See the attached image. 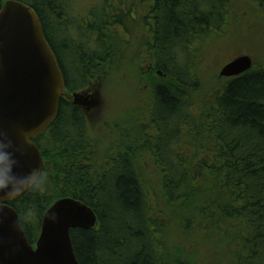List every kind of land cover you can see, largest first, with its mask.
<instances>
[{
	"label": "trees",
	"instance_id": "obj_1",
	"mask_svg": "<svg viewBox=\"0 0 264 264\" xmlns=\"http://www.w3.org/2000/svg\"><path fill=\"white\" fill-rule=\"evenodd\" d=\"M18 1L38 13L66 82L58 116L33 140L46 189L10 203L29 243L50 207L73 198L98 217L94 228L71 231L80 264H264V62L221 77L210 102L195 95L198 59L229 26L264 48V0H96L82 22L69 0ZM139 28L150 129L143 124L131 140L119 116L117 141L93 131L96 117L72 94L113 91L131 68L124 39Z\"/></svg>",
	"mask_w": 264,
	"mask_h": 264
},
{
	"label": "water",
	"instance_id": "obj_2",
	"mask_svg": "<svg viewBox=\"0 0 264 264\" xmlns=\"http://www.w3.org/2000/svg\"><path fill=\"white\" fill-rule=\"evenodd\" d=\"M254 61L241 55L227 63L220 77L232 78L250 71ZM65 77L45 35L38 13L18 0H7L0 10V141L10 143L20 173L35 170L39 177L44 160L33 142L55 121L65 92ZM73 104L88 117L99 109V91L72 94ZM0 194V264H80L71 231L91 229L98 217L73 198L55 202L46 212L39 239L29 243L12 201Z\"/></svg>",
	"mask_w": 264,
	"mask_h": 264
},
{
	"label": "rangeland",
	"instance_id": "obj_3",
	"mask_svg": "<svg viewBox=\"0 0 264 264\" xmlns=\"http://www.w3.org/2000/svg\"><path fill=\"white\" fill-rule=\"evenodd\" d=\"M69 1L71 2L69 3L72 7V13H70L71 17H77L79 22H82L80 18L85 19L88 17V15H90V9H93L97 6L96 0ZM237 18V15L233 14L232 18L230 17V22H234L237 20ZM232 28L233 25L229 26L228 33L226 32L223 34V36H219L216 39L215 44L209 48V53L202 55V58L198 59V76L200 78V86L198 87V91L195 93V95L196 97H202V100L205 102H210L212 100L214 93L218 89V85L221 84L219 82L220 79H223L220 77V71L227 63L241 55H249L253 61L256 62V64H261L264 62V48L262 45L259 43H245L243 41L244 37L235 36L233 33L231 34ZM144 35L145 34L143 33L142 29L139 28L133 38L124 39L132 44L131 49L127 48V54L125 56V59L128 61L127 65H129L131 68L128 66L127 68H124V77L116 82L113 91L105 88V86L104 88L100 87L97 89L101 95L102 104L101 107L93 111L89 117L91 119L96 117L97 123L92 127L93 131L98 134H106V136L108 135L107 131L113 132L117 141L119 140V133L115 132L116 127L112 126L114 125L115 121H119V116L121 119L125 117L124 123L126 124V127L124 129L128 134L131 135V140L134 139L136 135H140L139 129L141 126H143V124L146 125L147 129H150V124L145 117L149 99L147 94L148 87L146 86L148 84L146 80L144 82L139 80V67L145 66V64L143 65V62L141 63L145 53L143 50V45L141 44ZM201 52L202 51H200V53ZM143 68L146 69V66ZM95 85H97L96 81H94L93 85L91 86ZM126 86H129L128 90ZM129 113L133 115V120H131L132 115ZM101 123L106 131L99 130V124ZM131 124L133 127H131ZM147 132L152 133L151 130H147ZM133 146L142 148L143 143H133ZM150 151L151 150H147L145 152L148 156L146 159L148 166L147 170L152 169L151 159H149L148 155ZM141 153L143 154V152ZM140 157L138 165L142 167L141 170L143 171V163L145 162H143V155ZM151 181H154V178H152Z\"/></svg>",
	"mask_w": 264,
	"mask_h": 264
},
{
	"label": "clouds",
	"instance_id": "obj_4",
	"mask_svg": "<svg viewBox=\"0 0 264 264\" xmlns=\"http://www.w3.org/2000/svg\"><path fill=\"white\" fill-rule=\"evenodd\" d=\"M17 169L18 161L10 143L0 141V194L12 199L23 192H43L46 189L48 176L42 168L39 177L35 170L20 173Z\"/></svg>",
	"mask_w": 264,
	"mask_h": 264
},
{
	"label": "flooded vegetation",
	"instance_id": "obj_5",
	"mask_svg": "<svg viewBox=\"0 0 264 264\" xmlns=\"http://www.w3.org/2000/svg\"><path fill=\"white\" fill-rule=\"evenodd\" d=\"M67 21V20H66ZM87 115V114H86Z\"/></svg>",
	"mask_w": 264,
	"mask_h": 264
}]
</instances>
